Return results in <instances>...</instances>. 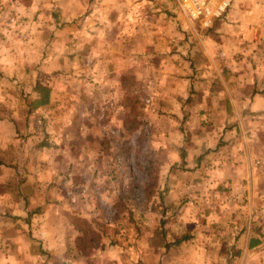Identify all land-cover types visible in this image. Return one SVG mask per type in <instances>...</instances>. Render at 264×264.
<instances>
[{"label": "crops", "instance_id": "crops-1", "mask_svg": "<svg viewBox=\"0 0 264 264\" xmlns=\"http://www.w3.org/2000/svg\"><path fill=\"white\" fill-rule=\"evenodd\" d=\"M249 7L253 8L250 14L245 10ZM90 22L91 33L84 35L89 42L85 46L89 53L85 54L92 58L87 67L94 80L84 84L86 93L79 91L73 96L70 84L61 88L65 94L57 97L54 88L48 86V103L37 107L50 113L45 120L49 125L42 132L46 142L39 144L42 150L39 145L33 148L39 151L35 160L27 152L22 155L27 159L18 157L9 165L0 162V264H21L22 259L40 264L39 253L28 238L32 236L28 234L30 228L17 223L21 217L38 212L40 216L58 210L59 203L75 200L73 204H79L84 200L79 198L86 185L81 184L76 192L67 188L72 181L84 180L80 176L84 169L76 177L78 168L70 161L65 166L58 152L77 149L74 144H87L76 161L88 166L87 173L97 167V162L84 153L94 147L98 150L94 142L86 140L91 132L85 123L110 117L109 110L97 112V104L112 106L108 92L114 94L122 88L125 78L131 80L126 85L129 89L147 83L158 87L152 119L159 140L156 149L163 153L162 166L173 164L171 190L164 198L170 200L174 215L187 211L188 223L178 220L175 230H188V239L172 246L170 262L156 253L157 264H264V218L260 217L264 216V59L259 54L253 65L243 67L234 62L235 50L231 49L237 40L264 45V0H232L224 17L215 20L205 34L201 31L206 29L182 15L174 0H101ZM229 40L232 47L228 49ZM179 72L186 75L181 77ZM181 86L186 92L183 98L178 95ZM96 88L109 89L102 100ZM75 109L81 117L76 118ZM112 111H117L114 104ZM11 117L12 122L15 117ZM147 117L141 114V118ZM103 130L112 133L110 126ZM28 146L24 147L28 150ZM58 157L60 163L54 160ZM95 179L90 183H100L101 179ZM39 203L44 205L41 211L36 207ZM97 214V210L85 209L75 219L94 223ZM7 217L14 222L3 221ZM73 229L66 221L65 230L74 233ZM44 236L45 244L50 245V238ZM137 244L141 247L134 245L133 253L145 260L143 264L151 263L148 242ZM39 245L41 242L35 248ZM60 245L64 255L66 251L81 255L76 242L67 240ZM68 258L65 255L60 263L73 264L71 260L77 259Z\"/></svg>", "mask_w": 264, "mask_h": 264}, {"label": "rangeland", "instance_id": "rangeland-1", "mask_svg": "<svg viewBox=\"0 0 264 264\" xmlns=\"http://www.w3.org/2000/svg\"><path fill=\"white\" fill-rule=\"evenodd\" d=\"M100 1L0 0V162L3 164L17 162V158H25L22 155H27V152L30 153L29 158L33 156L32 160H35L37 152L42 150L39 144L46 142L42 132L49 125L45 120L49 118L50 113L36 108L27 116L29 121L25 120L27 101L30 100L35 82L53 87L57 97L64 95L60 89L70 84V93L73 96H77L79 91L86 93L84 84L93 82L87 67L92 58L85 54L89 53L85 48L89 42L84 35L91 33V13ZM245 10L250 14L253 8ZM208 28H204L206 32L202 30L201 33H207ZM182 33L186 39V33ZM231 42L229 40L228 49L232 47ZM252 42L254 41L234 42L235 48L231 49L235 50L232 57L236 64L249 67L253 65V60L255 62L254 57L259 54L263 61L264 45H253ZM179 73L181 77L186 75ZM79 82L82 84L77 86ZM129 82L131 80L125 78L122 88L115 90L114 94L112 91L108 92L112 97L110 99L114 101L116 112L112 111L113 104L110 107H100L97 104V112L109 110L111 118L105 117L106 121L101 117L98 120L94 118L95 122L92 124L86 120L85 126L88 125L87 129L91 132V137L87 136L86 140L94 142L98 147L97 151L94 147V150L84 152L88 159L97 162V167L88 172L92 175L90 178L86 172L88 166L82 167L76 161L87 144H74L77 149L58 152L65 166L70 161L71 166L78 168L74 172L75 176L83 169V172H86V176L83 172L81 175L79 173L84 178L81 179L82 182L75 179L76 182L72 181L67 187L68 190L76 192L82 187L81 184L86 185L82 187L85 193L79 198L80 201L84 200L79 204H73L75 200L67 201L64 205L59 203V209L55 210V213L52 211L39 216L38 212L25 215L17 221L18 224L30 228L28 234L32 236L28 238L34 250L39 253L40 260L37 262L40 264H61L60 261L65 255H68V260L77 258L75 261L71 260L73 264H143L145 260H140L137 254L133 253L134 245L141 247L142 243L137 244V241H146L149 244L150 252L147 256L151 263L148 264H157L158 252L164 255V261L166 259L170 262L171 249L163 253L162 245L172 239L168 229L175 230L178 220L184 221L185 225L188 223L185 215L187 211H184L182 216L174 215L172 204H168L170 200L164 198L171 190L173 164L168 162L162 166L163 153L160 155L156 149L159 140L153 128L155 121L152 119H155L153 114H156L158 87L147 83L145 87L135 86L129 89L126 87ZM181 88L182 93L178 95L183 98L186 92L185 88L183 91V86ZM106 90L109 89L96 88L99 100H102ZM129 90L131 91L128 92ZM161 101L164 102L165 97ZM142 113L148 117L141 118ZM43 114L45 116L42 117ZM11 115L15 117L14 122L10 121ZM74 115L76 118L81 117L77 109ZM105 126H110L112 133L104 132ZM13 128H17L16 132H12ZM29 137L28 142L26 140ZM82 138L81 136L78 140L81 141ZM25 145L30 146L28 150ZM36 145H39V151L33 149ZM81 146L82 149H79ZM41 157H44L43 152ZM61 158L54 160L60 163ZM203 159L209 161L207 158ZM59 168L62 169L61 165ZM3 175L8 179V175ZM93 176L101 179L100 183H90L95 179ZM163 202L167 204L163 205ZM42 203H45V200H42ZM42 203L36 205L39 211L44 206ZM85 209L97 210L98 214L94 215L96 222L75 219L78 213ZM261 215L263 219L264 216ZM248 218L247 224L251 219ZM4 220L8 224L14 222V218L7 217ZM66 221L71 222L74 233L65 230ZM165 229L166 232L162 235ZM180 231L188 232L186 229ZM23 233L26 234V231ZM44 235L50 238V245L45 244ZM67 240L76 242L80 256H74L67 251L63 254L60 244ZM40 242L41 246L35 248ZM2 252L5 253L6 250ZM167 261L164 263L169 264ZM21 264L28 263L22 259Z\"/></svg>", "mask_w": 264, "mask_h": 264}, {"label": "built area", "instance_id": "built-area-1", "mask_svg": "<svg viewBox=\"0 0 264 264\" xmlns=\"http://www.w3.org/2000/svg\"><path fill=\"white\" fill-rule=\"evenodd\" d=\"M182 15L201 28H208L227 11L232 0H174Z\"/></svg>", "mask_w": 264, "mask_h": 264}, {"label": "trees", "instance_id": "trees-1", "mask_svg": "<svg viewBox=\"0 0 264 264\" xmlns=\"http://www.w3.org/2000/svg\"><path fill=\"white\" fill-rule=\"evenodd\" d=\"M48 96H49V88L40 84L39 82H35L33 88H32V92H31V96L29 97L30 100L27 101L28 103V108L26 110V117L25 120H27V116L34 111L37 107H41L44 106L48 103ZM14 122V121H12ZM161 226H163V224L161 223ZM171 234V240L164 243L163 246V253L167 252L169 249L172 248L173 245L179 244L182 241L188 239V235L186 232H180V231H176L171 229H168ZM164 235V232H166V229L162 231ZM174 238V239H173Z\"/></svg>", "mask_w": 264, "mask_h": 264}]
</instances>
